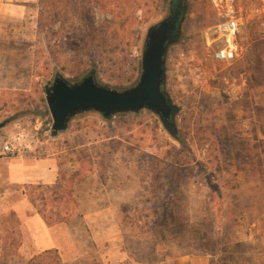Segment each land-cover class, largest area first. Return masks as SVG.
<instances>
[{
	"label": "rangeland",
	"instance_id": "1",
	"mask_svg": "<svg viewBox=\"0 0 264 264\" xmlns=\"http://www.w3.org/2000/svg\"><path fill=\"white\" fill-rule=\"evenodd\" d=\"M39 1L0 0V135L26 132L14 157L62 154L72 164L78 155L97 187L124 192L123 248L137 264H264V32L251 11L256 0H236L240 55L229 62L215 58L221 17L211 0H187L166 58V90L179 107L175 134L142 109L110 118L82 112L56 135L46 85L57 74L75 83L93 71L110 88L134 86L147 31L170 12L167 0H90L89 12L74 7L77 0ZM247 48L256 51L254 68ZM72 186L67 180L39 204L47 222L64 218L52 208ZM3 200L0 264H63L55 250L21 252L26 215Z\"/></svg>",
	"mask_w": 264,
	"mask_h": 264
},
{
	"label": "crops",
	"instance_id": "2",
	"mask_svg": "<svg viewBox=\"0 0 264 264\" xmlns=\"http://www.w3.org/2000/svg\"><path fill=\"white\" fill-rule=\"evenodd\" d=\"M255 3L264 11V0ZM258 16L264 32V12ZM263 53L262 50V56ZM256 56L254 48H247L251 68L255 67ZM88 147L84 144L83 148ZM68 160L62 154L42 159L30 155L0 157V199H4V205L26 215L21 252L32 257L55 250L63 264H137L123 248L127 237L119 211L125 210L124 192L97 187L100 179L96 173L79 170L82 166L78 155L72 164ZM67 180L73 185L70 193L67 197L63 194L64 200L49 207L56 212L62 210L64 218L51 224L39 204L51 195L56 198L59 195L56 190H64Z\"/></svg>",
	"mask_w": 264,
	"mask_h": 264
},
{
	"label": "water",
	"instance_id": "3",
	"mask_svg": "<svg viewBox=\"0 0 264 264\" xmlns=\"http://www.w3.org/2000/svg\"><path fill=\"white\" fill-rule=\"evenodd\" d=\"M180 16L181 12L174 11L148 29L140 78L130 88L117 90L102 85L93 71L75 83L57 74L45 88L53 134L66 130L72 118L82 112L96 111L110 118L142 109L156 113L168 132L175 134L179 107L166 90V58L169 46L179 39L184 19ZM3 126L1 123L0 128Z\"/></svg>",
	"mask_w": 264,
	"mask_h": 264
},
{
	"label": "built area",
	"instance_id": "4",
	"mask_svg": "<svg viewBox=\"0 0 264 264\" xmlns=\"http://www.w3.org/2000/svg\"><path fill=\"white\" fill-rule=\"evenodd\" d=\"M221 17V22L212 31L214 41H217L215 58L220 61H232L240 55L238 35L241 18L236 10V0H211ZM261 8L253 9L256 15L262 14ZM26 145V132L7 133L0 135V157L17 156L21 147Z\"/></svg>",
	"mask_w": 264,
	"mask_h": 264
},
{
	"label": "trees",
	"instance_id": "5",
	"mask_svg": "<svg viewBox=\"0 0 264 264\" xmlns=\"http://www.w3.org/2000/svg\"><path fill=\"white\" fill-rule=\"evenodd\" d=\"M50 1L51 0H40L39 2L41 5H44V4L46 5L47 4L46 2H48L50 4ZM89 4H90V0H77L74 7L82 8V9H84V11L89 12L91 10L89 7L90 6ZM167 5H168V9H169L170 14H171V12H174V11L181 12V18L185 17V15L187 13V8H188L187 0H167ZM40 17H41V15H40ZM41 20H42V18H40L38 20V22H39V25L41 24V26H42ZM39 28H40V26H39ZM45 111H47V107L45 108Z\"/></svg>",
	"mask_w": 264,
	"mask_h": 264
},
{
	"label": "flooded vegetation",
	"instance_id": "6",
	"mask_svg": "<svg viewBox=\"0 0 264 264\" xmlns=\"http://www.w3.org/2000/svg\"><path fill=\"white\" fill-rule=\"evenodd\" d=\"M176 12V11H175ZM172 13V12H171ZM181 17V16H180Z\"/></svg>",
	"mask_w": 264,
	"mask_h": 264
}]
</instances>
